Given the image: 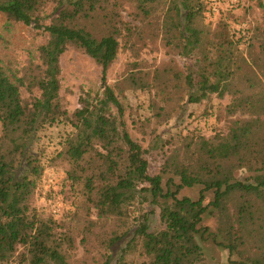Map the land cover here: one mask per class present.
<instances>
[{"label": "trees", "instance_id": "1", "mask_svg": "<svg viewBox=\"0 0 264 264\" xmlns=\"http://www.w3.org/2000/svg\"><path fill=\"white\" fill-rule=\"evenodd\" d=\"M50 1L0 0V11L9 19L43 27L49 33L48 41L39 47L41 74L29 84L35 83L41 92L31 102L21 94L25 79L10 77L0 66V264H69L62 251L63 243L73 247V234L65 228L67 221L75 226L85 211L83 228L75 231L83 240L95 223L92 209L96 219L114 216L128 221L129 207L137 202L159 207L164 227L151 230L149 219L155 209L139 208L134 228L123 234L110 232L109 248L116 240L129 238L116 264H127V254L139 244L145 257L139 264H208L198 236L204 239L208 233L209 226L202 222L210 206L217 210L219 222L213 240L228 250L229 260L237 255L231 261L264 264V174L252 183L235 177V170L245 163H254L256 169L261 165L259 169L264 170V157L252 144L239 141L240 120L234 119L227 132L211 137L197 132L187 135L182 147L168 150L171 152H167L161 171L151 174L142 144L125 125L119 94L107 80L121 45L124 22L120 12L111 0H62L68 5L60 11L63 24L44 25L40 11ZM167 1L162 30L178 54L193 59L184 75L190 87L188 103L200 102L211 94L222 97L230 89L234 71L242 66L237 52L240 40L233 37L223 19L214 26L205 22L208 0L139 3L147 9V3ZM103 18L107 25L99 29L95 23ZM70 46L101 66L103 89L102 94H82L72 113L60 95V57ZM156 71L160 74L163 68ZM174 71L173 79H180L181 72ZM142 75L147 80L144 72ZM132 85L151 92L160 81L134 79ZM162 93L161 89L155 96L168 102L170 97ZM160 101L153 97L155 115L170 118ZM64 120L74 130L66 133L61 148L47 159L51 166H63L76 202L66 218L55 220L34 205L45 169L41 162L44 150L35 148L34 139L41 128ZM195 184L202 186L197 199L180 195L183 188ZM209 190L213 198L205 204V191ZM109 258L103 264H110Z\"/></svg>", "mask_w": 264, "mask_h": 264}, {"label": "rangeland", "instance_id": "2", "mask_svg": "<svg viewBox=\"0 0 264 264\" xmlns=\"http://www.w3.org/2000/svg\"><path fill=\"white\" fill-rule=\"evenodd\" d=\"M111 1L120 12L124 27L120 36V49L108 70L107 80L119 94L124 106L123 118L127 129L144 148L150 173L161 171L167 152H171L168 150L176 146L182 147L187 135L197 132L211 137L216 132H227L231 128L230 125H233V120L237 118L240 120L239 141L252 144L257 154L264 157V0H208L210 9L205 14V22L214 26L218 20L223 19L229 24L233 37L240 40L237 52L242 66L234 71L229 83L230 89L222 97L211 94L210 97L195 103H188L190 87L184 78L190 71L193 59L178 54V50L170 45L161 27L169 1L147 3V9L140 6L139 0ZM67 9L68 5L62 0L50 1L40 11L41 22L44 25L63 24L60 11ZM95 25L101 29L107 25V21L103 18ZM48 39L49 33L43 27L11 20L0 11V66L10 77L25 79L21 94L27 102L40 95L38 85L29 84L41 74L39 47ZM60 64V95L70 113L80 105L79 97L85 92L102 94L101 66L87 53L70 46L61 55ZM158 68H163L160 74H157ZM172 71H180L181 78L174 80ZM142 72L147 75L149 82L159 80L160 85H153L155 88L151 92L133 88L134 79L147 82ZM169 84L175 86L167 88ZM161 89L164 97H170L168 102L160 101L159 97L155 96ZM168 91H172L173 95L168 94ZM153 97L166 108V114L170 115V118H159L155 115L156 110L152 107ZM73 130L72 125L64 120L41 128L34 139L35 148L44 150L41 162L45 165L34 196V205L38 210H42L45 216L51 215L55 220L66 218L68 213L75 210L73 201L76 202V198L70 189V182L65 180L63 166H51L47 158L61 148L63 137ZM259 166L261 165L256 169L254 163H245V166L235 170V177L252 183L264 174V170L259 169ZM164 176L167 178L168 174ZM201 187L199 184L185 187L180 195L197 199ZM205 195L206 204L213 198L212 190L205 191ZM141 207L144 210L155 209L149 219L151 230L164 227L160 223L159 207L150 202H137L130 206L131 216L128 221L114 216L96 219L95 209H92L95 223L92 232L83 240L75 231L83 228L85 211L82 213V220L77 221L75 226L67 221L65 228L74 238L73 247H68L67 243H63L62 247L68 263L103 264L109 256L110 264H116L129 238L126 236L118 239L109 248L108 242L112 236L110 232L123 234L125 230L134 228V216L139 213ZM261 214L264 217V205ZM203 218L202 225L209 226V230L204 239L198 236V242L202 247L205 262L241 264L231 261L238 258L237 255H232L229 260L228 250L213 240L219 224L217 210L212 206L208 207ZM139 245L137 250L127 254V264H139L144 260ZM45 264L55 263L49 261Z\"/></svg>", "mask_w": 264, "mask_h": 264}]
</instances>
